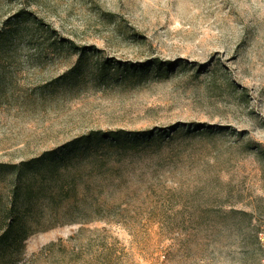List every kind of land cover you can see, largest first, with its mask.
<instances>
[{
  "label": "rangeland",
  "instance_id": "374dc122",
  "mask_svg": "<svg viewBox=\"0 0 264 264\" xmlns=\"http://www.w3.org/2000/svg\"><path fill=\"white\" fill-rule=\"evenodd\" d=\"M26 161L78 168L0 264H264V0H0Z\"/></svg>",
  "mask_w": 264,
  "mask_h": 264
},
{
  "label": "trees",
  "instance_id": "16d2710c",
  "mask_svg": "<svg viewBox=\"0 0 264 264\" xmlns=\"http://www.w3.org/2000/svg\"><path fill=\"white\" fill-rule=\"evenodd\" d=\"M14 36L13 40H17ZM75 161L0 163V257L22 250L30 236L27 211L64 190L65 179L77 169Z\"/></svg>",
  "mask_w": 264,
  "mask_h": 264
}]
</instances>
